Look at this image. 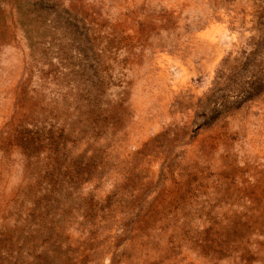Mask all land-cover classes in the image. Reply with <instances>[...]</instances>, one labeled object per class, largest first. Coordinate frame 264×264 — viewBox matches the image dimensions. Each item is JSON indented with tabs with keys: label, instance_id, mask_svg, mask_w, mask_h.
Listing matches in <instances>:
<instances>
[{
	"label": "rangeland",
	"instance_id": "374dc122",
	"mask_svg": "<svg viewBox=\"0 0 264 264\" xmlns=\"http://www.w3.org/2000/svg\"><path fill=\"white\" fill-rule=\"evenodd\" d=\"M0 264H264V0H0Z\"/></svg>",
	"mask_w": 264,
	"mask_h": 264
}]
</instances>
